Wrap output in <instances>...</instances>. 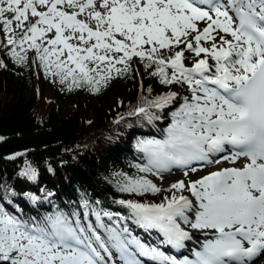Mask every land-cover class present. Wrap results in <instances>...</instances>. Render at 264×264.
Instances as JSON below:
<instances>
[{
  "label": "snow or ice",
  "instance_id": "1",
  "mask_svg": "<svg viewBox=\"0 0 264 264\" xmlns=\"http://www.w3.org/2000/svg\"><path fill=\"white\" fill-rule=\"evenodd\" d=\"M0 35V49L16 64H29L32 52L68 91L99 93L134 72L137 60L168 88L151 97L148 87L128 113L168 123L159 136L137 138L130 171L109 179L132 197L112 201L122 211L85 192L67 208L52 192L24 193L28 211L4 196L0 264L264 258V0H0ZM173 169L187 179L162 188L148 178ZM20 175L35 181L37 171L28 165ZM162 193L159 202L136 198Z\"/></svg>",
  "mask_w": 264,
  "mask_h": 264
},
{
  "label": "trees",
  "instance_id": "2",
  "mask_svg": "<svg viewBox=\"0 0 264 264\" xmlns=\"http://www.w3.org/2000/svg\"><path fill=\"white\" fill-rule=\"evenodd\" d=\"M0 60L7 65L0 68V203L7 196L28 211L31 205L24 193L43 198L52 192L53 202L67 208L66 202L77 201L79 194L85 192L90 199H99L104 207L122 211L112 201L132 197L115 191L109 179L116 171H130L128 165L135 159L133 144L137 138L159 136L168 123L161 119L149 124L141 117H129L128 113L144 103L148 87L153 89L151 97L168 88L145 72L138 60L134 72L112 80L95 94L86 88L68 91L57 79L46 76L38 62L35 66L31 62L21 66L6 50L0 49ZM46 84L54 86L61 98L70 99V103L62 108L52 100L45 101L42 91ZM114 88L117 97L111 95ZM81 94L94 101V113L88 120L79 99ZM117 120L120 122L116 123ZM17 153L24 155L7 159ZM28 165L37 171L35 181L20 175ZM189 175L193 178L195 173ZM148 178L162 188L181 179L174 177L161 184V177ZM13 191L17 193L15 197L11 195ZM162 195L136 198L159 202Z\"/></svg>",
  "mask_w": 264,
  "mask_h": 264
},
{
  "label": "rangeland",
  "instance_id": "3",
  "mask_svg": "<svg viewBox=\"0 0 264 264\" xmlns=\"http://www.w3.org/2000/svg\"><path fill=\"white\" fill-rule=\"evenodd\" d=\"M1 39V36H0ZM29 60L31 62V64L33 66H35V62H33L35 59L32 55V53L29 54ZM133 68L136 70L137 67L135 65H133ZM46 78V77H45ZM48 79V78H46ZM50 81V79H49ZM54 87V86H53ZM52 86H50L49 84H46V86L43 88L42 91V97L45 101H49L52 100L54 101L57 105H59L60 107H65L66 104L70 103V99H63V97L61 98V95L59 93L58 90L54 89ZM173 90H177V89H173ZM111 95H113L114 97L118 96V92L116 91V89L114 88L111 92ZM81 105H83V108L85 109V113H84V117L86 120H88L90 117L93 116L94 113V101L86 96L81 94L79 96ZM104 110H108L107 106H103ZM199 167V165H194ZM222 166H227V165H213L211 169L209 168H200L199 171L197 173H195V176L192 179H196L201 175L207 174V171L210 170H214V168L216 167H222ZM161 178L159 179V183L161 184H165L168 180L173 179L174 177H181V179H184V175H183V171L180 169H173L170 173L166 172L163 173L162 176H160ZM195 235H200L199 233H196ZM255 264H264V258L258 259Z\"/></svg>",
  "mask_w": 264,
  "mask_h": 264
},
{
  "label": "bare ground",
  "instance_id": "4",
  "mask_svg": "<svg viewBox=\"0 0 264 264\" xmlns=\"http://www.w3.org/2000/svg\"><path fill=\"white\" fill-rule=\"evenodd\" d=\"M161 123V122H160ZM217 168V167H216ZM215 169V168H214Z\"/></svg>",
  "mask_w": 264,
  "mask_h": 264
}]
</instances>
